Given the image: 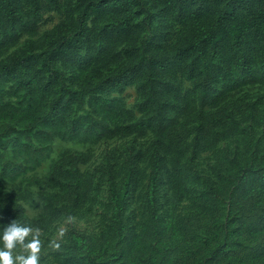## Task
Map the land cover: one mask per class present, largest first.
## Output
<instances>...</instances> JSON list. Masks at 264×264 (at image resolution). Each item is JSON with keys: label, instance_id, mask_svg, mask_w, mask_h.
<instances>
[{"label": "rangeland", "instance_id": "374dc122", "mask_svg": "<svg viewBox=\"0 0 264 264\" xmlns=\"http://www.w3.org/2000/svg\"><path fill=\"white\" fill-rule=\"evenodd\" d=\"M90 2L0 0V229L39 228V264H264V36Z\"/></svg>", "mask_w": 264, "mask_h": 264}, {"label": "trees", "instance_id": "16d2710c", "mask_svg": "<svg viewBox=\"0 0 264 264\" xmlns=\"http://www.w3.org/2000/svg\"><path fill=\"white\" fill-rule=\"evenodd\" d=\"M7 0H2V2ZM88 6L84 7L81 15V21L85 22L86 18L92 12H100L108 5H115L121 0H90ZM97 1V2H95ZM207 2L212 0H200ZM242 0H215L221 9L215 16L213 26L210 28L209 36L206 39L207 46L212 49L216 48L218 42L225 37L230 36L237 42L243 38L245 32L249 29L256 31L264 36V0H257L252 4L249 12H236L235 9ZM4 10V9H3ZM136 14L127 11L126 15L118 18L111 24V30L115 32L128 31L137 21Z\"/></svg>", "mask_w": 264, "mask_h": 264}, {"label": "clouds", "instance_id": "9594fccd", "mask_svg": "<svg viewBox=\"0 0 264 264\" xmlns=\"http://www.w3.org/2000/svg\"><path fill=\"white\" fill-rule=\"evenodd\" d=\"M31 235V239H26ZM41 230L15 220L0 229V264H39ZM52 247H58L51 244Z\"/></svg>", "mask_w": 264, "mask_h": 264}]
</instances>
